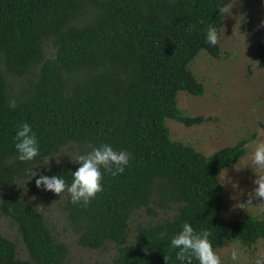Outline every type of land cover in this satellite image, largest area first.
Wrapping results in <instances>:
<instances>
[{"label": "trees", "instance_id": "16d2710c", "mask_svg": "<svg viewBox=\"0 0 264 264\" xmlns=\"http://www.w3.org/2000/svg\"><path fill=\"white\" fill-rule=\"evenodd\" d=\"M230 1L0 0V189L15 186L68 145L83 154L107 140L130 153L125 171L114 176L105 169L102 189L86 203H69L64 191L63 208L79 245L117 244L108 264H174L169 238L183 222L208 228L214 249L264 238V205L259 215L219 217L218 175L244 155L248 139L204 155L173 140L166 125L167 118L186 126L203 121L178 107L177 94L203 93L188 64L200 50L218 56L219 44L205 43L204 30L213 25L220 32L216 7ZM258 65L264 66V40ZM21 122L31 125L40 146L31 162L16 159L13 136ZM77 166L64 161L40 174L70 183ZM154 207L173 213L138 222L128 242L131 215ZM0 214L15 225L27 251L19 258L15 242L0 232V264H65L67 245L32 203L4 191Z\"/></svg>", "mask_w": 264, "mask_h": 264}, {"label": "rangeland", "instance_id": "374dc122", "mask_svg": "<svg viewBox=\"0 0 264 264\" xmlns=\"http://www.w3.org/2000/svg\"><path fill=\"white\" fill-rule=\"evenodd\" d=\"M219 33L218 56L213 57L200 50L188 64L190 71L203 84V93L192 95L179 91L177 94L178 107L191 116H202L203 121L186 126L179 121L166 119L173 140L189 144L204 155L242 138L264 141V66L258 65V42L264 40V4L261 0H234L230 11L223 17ZM77 155H80L78 148L68 145L56 155L58 162L56 157H50L46 164L42 163L34 171L39 175L42 168L73 161ZM246 159L245 151L235 164L224 168L218 175L223 186L221 220L240 218L245 214L259 215L262 211L264 201L259 197L253 198L251 204L244 208L239 207V204L248 202L256 186L251 166H243ZM237 166L242 167L237 170L234 168ZM31 175L32 171L28 177L19 179L15 186L0 189V195L4 191L14 193L42 213L52 234L67 245L65 264H108L117 244L106 242L97 249L79 245L63 208L65 192L59 195L45 192L35 186L36 176L30 178ZM172 213V208L154 207L153 213L145 208L138 209L129 219L128 242L132 240L133 228L138 222L157 221ZM0 232L15 242L19 258L27 257L15 225L1 214ZM232 249L239 252L237 261L230 258ZM215 250L222 264H255L254 256L264 255V238L251 246L237 241L226 242Z\"/></svg>", "mask_w": 264, "mask_h": 264}, {"label": "clouds", "instance_id": "9594fccd", "mask_svg": "<svg viewBox=\"0 0 264 264\" xmlns=\"http://www.w3.org/2000/svg\"><path fill=\"white\" fill-rule=\"evenodd\" d=\"M234 0L225 5L223 2L217 5V15L222 18L230 11ZM264 4V0H261ZM220 33L213 25H208L204 30V42L215 46L218 43ZM15 100H9V108L15 107ZM16 159L22 162H31L39 155L40 146L37 136L32 127L27 122H21L13 136ZM247 159L243 166H251L255 173L253 183L256 185L248 197V202L239 204V207L251 204V200L259 197L264 201V141H248L245 144ZM50 157L42 163H47ZM130 153L123 149L114 147L107 140L98 144H93L89 150L77 155L73 160L78 166L71 171V181L66 183L65 178L58 175L39 174L32 169V175L36 176L35 186L45 191L60 194L67 191L69 203H86L90 197L94 196L103 187L101 181L104 170H108L112 175H119L125 171L129 164ZM38 164V163H36ZM35 165V164H34ZM103 166V168L101 167ZM242 166L234 167L239 170ZM29 178V179H30ZM225 179V173L224 178ZM222 180V181H223ZM166 233H161L163 237ZM212 236L208 228L196 230L188 222H183L179 230L169 238V244L175 249L174 264H222L221 257L217 254L210 240ZM232 261H237L239 252L232 249L229 253ZM255 264H264V255L254 256Z\"/></svg>", "mask_w": 264, "mask_h": 264}]
</instances>
